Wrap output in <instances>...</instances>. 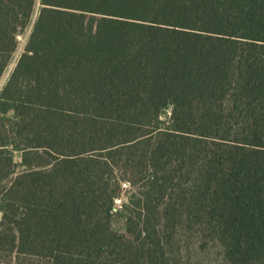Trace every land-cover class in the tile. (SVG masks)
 I'll use <instances>...</instances> for the list:
<instances>
[{
	"label": "trees",
	"instance_id": "trees-1",
	"mask_svg": "<svg viewBox=\"0 0 264 264\" xmlns=\"http://www.w3.org/2000/svg\"><path fill=\"white\" fill-rule=\"evenodd\" d=\"M189 246L264 264V0H0V264Z\"/></svg>",
	"mask_w": 264,
	"mask_h": 264
},
{
	"label": "rangeland",
	"instance_id": "rangeland-1",
	"mask_svg": "<svg viewBox=\"0 0 264 264\" xmlns=\"http://www.w3.org/2000/svg\"><path fill=\"white\" fill-rule=\"evenodd\" d=\"M19 42L20 46L19 49L17 50V53L15 54V57L19 54L21 51L23 42H24V36L19 37ZM5 79H3L4 81ZM16 161L20 162V157L19 155H16ZM122 189H127V187L122 186ZM120 202L117 201L116 204H119ZM122 221L121 220H116L113 223V229L117 232L122 231ZM218 248L214 249H207L205 251H198L197 248L194 246H189L187 250H183L182 252V257L184 264H218L220 262V253H219Z\"/></svg>",
	"mask_w": 264,
	"mask_h": 264
}]
</instances>
